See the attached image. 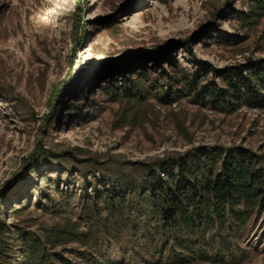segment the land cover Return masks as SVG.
Instances as JSON below:
<instances>
[{
    "label": "rangeland",
    "instance_id": "rangeland-1",
    "mask_svg": "<svg viewBox=\"0 0 264 264\" xmlns=\"http://www.w3.org/2000/svg\"><path fill=\"white\" fill-rule=\"evenodd\" d=\"M249 5V0H0L2 221L30 218L24 228L39 233L57 222L37 203L41 189L55 195L51 179L58 174L60 188L78 193L84 176L101 182L108 168L140 176L143 165L195 146L242 145L264 153V106L227 112L175 93L169 103L160 101L170 91L173 60L189 71L208 63L213 70L204 79L218 84L227 71L264 60V16L247 24L238 16ZM137 74L146 77L141 101L111 100L101 88L110 81L128 85ZM77 202L76 196L74 211ZM20 204L26 211L18 219L12 209ZM261 227L245 239L247 254L222 264H264ZM14 257L16 264L23 259L21 253ZM112 258L119 259L117 251Z\"/></svg>",
    "mask_w": 264,
    "mask_h": 264
},
{
    "label": "trees",
    "instance_id": "trees-1",
    "mask_svg": "<svg viewBox=\"0 0 264 264\" xmlns=\"http://www.w3.org/2000/svg\"><path fill=\"white\" fill-rule=\"evenodd\" d=\"M249 1L248 12L238 15L244 24L264 16V0ZM170 65L163 103L175 93L227 112L264 106V60L227 71L220 84L204 79L213 70L204 61L193 71L175 60ZM145 78L137 74L128 85L110 81L101 88L111 100L141 101ZM108 169L101 182L84 176L78 193L60 188L61 174L52 178L55 195L48 187L38 192L37 206L58 219L45 232L25 229L30 218L10 224L0 218V264H16L14 253L22 254L19 264H222L247 254L245 239L261 225L264 230V153L252 148L195 146L143 165L140 176ZM25 208L12 213L19 219Z\"/></svg>",
    "mask_w": 264,
    "mask_h": 264
}]
</instances>
